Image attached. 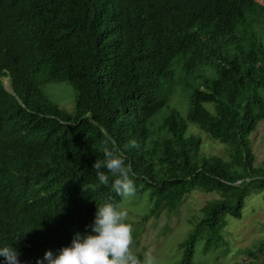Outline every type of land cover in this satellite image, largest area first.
<instances>
[{
  "label": "trees",
  "instance_id": "1",
  "mask_svg": "<svg viewBox=\"0 0 264 264\" xmlns=\"http://www.w3.org/2000/svg\"><path fill=\"white\" fill-rule=\"evenodd\" d=\"M178 74V84H196L186 116L169 107L152 126ZM44 81L73 88L72 111L44 93ZM263 119L257 0H0V248L36 264L77 233L93 234L96 208L121 199L93 170L107 145L131 165L137 195L149 189L143 220L176 213L191 190L218 195L196 224L206 250L224 216L239 219L247 195L264 191V160L254 164L248 138ZM187 122L224 155L201 152ZM131 140L138 147L125 150ZM194 241L175 264H196Z\"/></svg>",
  "mask_w": 264,
  "mask_h": 264
},
{
  "label": "rangeland",
  "instance_id": "2",
  "mask_svg": "<svg viewBox=\"0 0 264 264\" xmlns=\"http://www.w3.org/2000/svg\"><path fill=\"white\" fill-rule=\"evenodd\" d=\"M257 1L261 5L264 4V0ZM178 76L179 74L175 77L172 89L166 88L170 93L168 107L161 108L153 116L152 126L156 127L162 121L169 107L176 109L180 116L185 118L189 106V93L196 84L188 82V85H185L184 79L178 84ZM2 82L8 89L7 78H3ZM40 85L54 103L66 111H72L74 91L67 82L44 81ZM204 105L209 108V104ZM190 132L200 135L201 152L224 155L221 143L210 139L194 123L187 122L186 133ZM248 138L254 155V164L259 165L264 160V119L258 122ZM217 197L215 192L194 189L183 196L176 213H161L158 217L149 216L145 220L142 216L151 208L149 189L143 190L134 198H121L118 204L128 212L127 222L132 224L134 229L133 251L141 253L143 257L144 252L150 250L158 264H175L182 255V244L190 235H194L192 261L196 264H264V191H255L247 195L239 219L225 215L223 218L225 223L218 231L219 240L212 242L205 250L207 233L198 231L196 224L203 216L201 208L206 202Z\"/></svg>",
  "mask_w": 264,
  "mask_h": 264
},
{
  "label": "clouds",
  "instance_id": "3",
  "mask_svg": "<svg viewBox=\"0 0 264 264\" xmlns=\"http://www.w3.org/2000/svg\"><path fill=\"white\" fill-rule=\"evenodd\" d=\"M9 90V86H8ZM138 147L135 140L129 141L124 148ZM97 180L101 185L108 186L123 199L134 198L137 189L131 175V165H126L123 153L119 149L103 148V159L93 164ZM106 170V171H105ZM110 174V175H109ZM128 212L119 204L105 203L96 208L91 233H77L70 246L62 247L57 255L45 252L43 260L36 264H158L152 251H145L141 259L133 251V226L127 222ZM0 257L5 264H20L18 253L11 246L0 248Z\"/></svg>",
  "mask_w": 264,
  "mask_h": 264
}]
</instances>
